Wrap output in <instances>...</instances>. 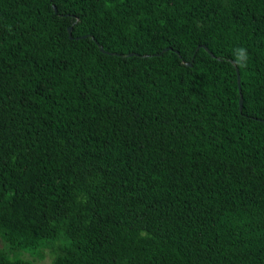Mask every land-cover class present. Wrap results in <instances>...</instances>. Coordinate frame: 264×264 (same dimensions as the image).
<instances>
[{
  "label": "trees",
  "instance_id": "1",
  "mask_svg": "<svg viewBox=\"0 0 264 264\" xmlns=\"http://www.w3.org/2000/svg\"><path fill=\"white\" fill-rule=\"evenodd\" d=\"M43 250L264 264V0H0V264Z\"/></svg>",
  "mask_w": 264,
  "mask_h": 264
},
{
  "label": "clouds",
  "instance_id": "2",
  "mask_svg": "<svg viewBox=\"0 0 264 264\" xmlns=\"http://www.w3.org/2000/svg\"><path fill=\"white\" fill-rule=\"evenodd\" d=\"M232 56L234 62L240 68H246L249 61V52L248 49L244 46H236L232 49Z\"/></svg>",
  "mask_w": 264,
  "mask_h": 264
},
{
  "label": "rangeland",
  "instance_id": "3",
  "mask_svg": "<svg viewBox=\"0 0 264 264\" xmlns=\"http://www.w3.org/2000/svg\"><path fill=\"white\" fill-rule=\"evenodd\" d=\"M28 252H31V251L28 250ZM28 252L22 253V256L25 258L34 260L35 264H51L53 256L49 251L43 250L44 256L42 258H38L37 256H33L32 254H30Z\"/></svg>",
  "mask_w": 264,
  "mask_h": 264
},
{
  "label": "water",
  "instance_id": "4",
  "mask_svg": "<svg viewBox=\"0 0 264 264\" xmlns=\"http://www.w3.org/2000/svg\"><path fill=\"white\" fill-rule=\"evenodd\" d=\"M52 7H53L54 11L56 12L57 11L56 7L54 5ZM67 30H68L69 37L71 38L72 37V35H71L72 34V27L69 26ZM201 47H203L207 52H209L212 55V53L209 51L208 48H206L204 46H201ZM100 50L103 51L102 48H100ZM129 55H132V53H130ZM189 65H190V63H189ZM237 83H238V89H239V92H240L239 108L241 110L242 109V96H241V87H240V78H239V76L237 77Z\"/></svg>",
  "mask_w": 264,
  "mask_h": 264
}]
</instances>
